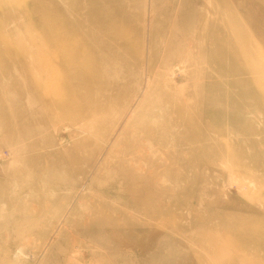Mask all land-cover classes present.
Masks as SVG:
<instances>
[{"label": "rangeland", "instance_id": "rangeland-1", "mask_svg": "<svg viewBox=\"0 0 264 264\" xmlns=\"http://www.w3.org/2000/svg\"><path fill=\"white\" fill-rule=\"evenodd\" d=\"M0 264H264V0H0Z\"/></svg>", "mask_w": 264, "mask_h": 264}, {"label": "bare ground", "instance_id": "bare-ground-1", "mask_svg": "<svg viewBox=\"0 0 264 264\" xmlns=\"http://www.w3.org/2000/svg\"><path fill=\"white\" fill-rule=\"evenodd\" d=\"M60 40V39H59ZM58 42V41H57ZM64 42V41H63ZM52 45H54L53 43H52ZM59 45H60V43H59ZM61 47V46H60ZM76 52V51H75ZM78 57V56H77ZM71 60H73V59H71ZM69 62H70V60H68ZM75 62V61H74ZM72 64V63H71ZM74 65V64H73ZM76 66V65H75ZM74 69V68H73ZM78 69V68H77ZM81 70V69H80ZM70 71V70H69ZM94 71V70H93ZM82 72V71H81ZM83 73V72H82ZM72 78V77H71ZM80 83V82H79Z\"/></svg>", "mask_w": 264, "mask_h": 264}]
</instances>
